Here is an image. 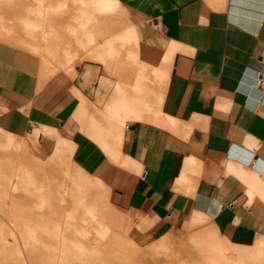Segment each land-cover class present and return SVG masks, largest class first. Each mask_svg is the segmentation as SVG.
Segmentation results:
<instances>
[{
	"label": "crops",
	"instance_id": "0c3cea01",
	"mask_svg": "<svg viewBox=\"0 0 264 264\" xmlns=\"http://www.w3.org/2000/svg\"><path fill=\"white\" fill-rule=\"evenodd\" d=\"M151 1L162 35L180 48L161 105L170 124L154 110L122 124L112 160L110 137L92 124L112 95L101 105L90 80L42 78L50 66L40 54L0 42V130L65 135L73 161L135 216L128 236L141 247L195 212L229 244L254 245L264 240V0Z\"/></svg>",
	"mask_w": 264,
	"mask_h": 264
},
{
	"label": "rangeland",
	"instance_id": "374dc122",
	"mask_svg": "<svg viewBox=\"0 0 264 264\" xmlns=\"http://www.w3.org/2000/svg\"><path fill=\"white\" fill-rule=\"evenodd\" d=\"M25 1L22 2L27 6L34 4L37 0ZM110 1L112 9L108 7L99 9L94 0H72L70 4L60 1V8L64 10L52 19L60 38L69 39L78 35L83 36L89 42L87 48L77 45L84 54L91 52L90 49L93 46L89 47V44L95 41L98 44L101 42L99 48L103 50L96 51L92 59L75 57L77 50L71 48L68 53L58 48L55 54L57 58L50 57L47 51H43L46 47H41L38 39L33 35L26 34L27 39H23V31L27 28L25 19L30 21L36 19L34 11L26 8L13 18H9L6 14L3 15L0 42L12 44L25 52L31 50L39 57L41 55L45 65L50 66V68L41 66L40 76L42 78L64 72L72 78L81 76L85 82L90 80V85L97 91L96 96L101 97V100H98L101 105L109 102L112 95V103L103 112L104 116L94 115L92 124L108 134L110 137L107 147L109 158L116 160L115 158L120 156L118 146L120 133L117 125L111 122L121 115L119 108L134 102L137 103L142 117L146 111L154 110L156 117L163 119L161 123L170 124V119L161 111V105L171 70L161 65L152 68L149 61L145 62L148 56L156 57L157 55V50L152 47L151 39H154V43L159 42V45L164 43L169 45L173 57L180 48L175 41L167 40L162 35L158 14L151 0ZM141 25L144 26L142 29ZM120 32L121 40H117L116 43L112 42V39L119 36ZM131 41L138 43L133 46L134 55L127 59L123 57L121 61L122 53L125 52L127 55L126 47ZM74 47L75 44L72 43V48ZM53 70L58 71L53 73ZM104 92L107 93L106 101H104ZM131 119L126 120L123 125L135 120ZM17 139L26 144L24 146L30 155L43 160V168L38 165L31 174L38 176L36 183L40 179L44 181L47 192L43 190L44 187L39 190H43L46 194L47 201L45 202L49 203L51 199L56 201L63 199V202L60 201L61 211L59 208L53 210L54 219L57 217L60 220L59 213H61V220L65 221V224L74 220L81 232L89 230L94 237L107 235L108 245L111 248L108 254L110 264H115L118 259L125 260L126 256L133 258L136 254L142 262L157 259L170 260L171 256L175 258L180 255L182 260H177L176 257L174 261L176 264H192L194 261L202 263L203 254L210 257L207 264H228L229 262L241 264L243 260L252 262L264 256V240H258L251 246L229 244L223 239L213 222L197 212L188 218L186 227H180L173 233L164 235L155 243L150 244L149 246L152 247L147 251L148 253H145L143 250L149 246L141 247L128 236L129 229L135 226V216L113 204L110 190L104 188L99 181V173L90 175L73 161L65 135L53 129L40 128ZM0 141L4 144L2 137ZM35 145L40 149L39 153L36 152ZM49 162L56 165L57 169L49 172ZM36 171L38 173H35ZM16 174L18 180L23 178L22 180H25L23 183H29L31 174L21 173L18 170L15 171ZM3 176L5 177L2 178ZM11 176L12 172H0V264H26L28 246L41 248L47 245L39 234L43 228L37 217L39 211L47 206H39V193H36L35 188L31 194L29 192V195L28 192L21 195L16 194L10 182ZM17 183L16 178L15 186ZM76 183H79V188L82 190H79V193H76ZM68 190L73 191L75 195L68 193ZM87 222L89 226L86 227L84 223ZM207 239L213 241L210 242V246L206 244ZM5 241L8 245L13 244L12 248H8ZM127 241L137 247V253L131 246H128ZM175 246L176 250L173 251L172 247ZM196 253L198 255H195ZM237 253L239 258L242 257L241 259L234 261L227 257V254ZM5 257L8 258V262H4Z\"/></svg>",
	"mask_w": 264,
	"mask_h": 264
},
{
	"label": "bare ground",
	"instance_id": "6f19581e",
	"mask_svg": "<svg viewBox=\"0 0 264 264\" xmlns=\"http://www.w3.org/2000/svg\"><path fill=\"white\" fill-rule=\"evenodd\" d=\"M26 2L25 0H22ZM21 0L19 1H12V0H0V27L2 24V17L4 14L9 16V18H13L15 15H19L25 8L27 10H33V14L36 17V19L30 21L28 19H25V31L23 39H27L25 36L26 34H31L35 38L38 39V43L41 45V47H46L47 55L48 56H55L56 51L59 50L58 48L62 49L63 51L66 50L67 53L69 52L70 48L74 49L76 52L75 57H79L82 59H92L94 58V53L96 51L103 50L99 48L100 43L98 44L96 41H92L94 43L89 44L90 46H93L90 51L87 54L82 53V51L79 50V46L86 47L88 46V41L85 40V38L82 36L74 35L70 37L69 39H62L57 35L59 32L55 28V25L53 23L58 14L62 13L64 9L60 8V1H65L68 4H70V0H37L34 4L25 5L24 2ZM96 3V6L99 9L103 8H113L110 0H94ZM68 7V6H66ZM65 7V9H66ZM74 11V9L72 10ZM144 26L141 25V29ZM138 29V28H137ZM62 32V31H61ZM55 34V35H54ZM57 35V36H56ZM153 35V34H152ZM121 32L119 36H115L112 40V42H117V40H121ZM97 40V39H96ZM152 47L154 50H157L156 57L154 56H148L147 60L145 62L149 61L152 64V68L154 66H164L167 68V70L170 69V64L172 66L173 56H171V47L167 44L159 45L160 43H154V39H151ZM150 40V41H151ZM111 42V40H110ZM72 43L75 44V47L72 48ZM57 44H61L58 46ZM138 44L137 42L131 41L128 46L126 47L127 55L125 52L122 53L121 61L124 59H127L128 57H132L134 55L133 46ZM87 48V47H86ZM73 50V51H74ZM57 58V56H55ZM172 58V59H171ZM120 61V58H119ZM114 62V61H113ZM133 69H131L132 71ZM130 75H133L132 73H129ZM128 74V75H129ZM169 78L167 79V81ZM135 101V100H134ZM121 115L118 116L115 121L112 120L111 123H115L113 125H117V130L120 133V137L123 134V129H121L122 124L131 118L133 119H142V113H140V110L137 106V103L131 102L128 105L124 106L123 108H119ZM130 121V120H129ZM122 123V124H121ZM127 125V124H126ZM7 132V131H6ZM4 131H1L0 138H3V143L0 141V149L2 150L0 152V172L6 173V172H12V176L10 178V182L12 187L15 189L16 194H24V192H28L29 195L32 193L33 189L35 188L37 191L36 193H39L40 205L39 206H47V208H42L43 210L39 211V214H37V217L40 219L39 224L43 228L42 231L39 232L41 237H43L44 242L47 244L44 245L41 248H33L32 246H28L26 248L27 250V257L25 258L26 264H110L109 263V251L110 247L108 245V239L106 238L107 235H98L97 237L93 236V233L89 230H86V232H81L78 228L79 225L76 224V222L73 220L67 224H65V221L61 220V213L60 220L57 219V217L54 219L55 214L53 213L56 208L62 209L59 199L49 200L50 202L47 203L46 200V194L43 190L46 191L44 181L40 179L36 183V178L38 176L31 174L35 171V167L40 165L43 168V160H38L36 157L30 155L26 151V148L24 145H26L24 142L19 141L17 139V136L11 135L10 133H6ZM111 133V132H110ZM8 137V138H7ZM19 137V136H18ZM24 143V144H23ZM36 152L39 153L40 149L35 145ZM35 152V153H36ZM50 168L48 171L52 172L53 170L57 169L56 165H54L52 162H49ZM48 165V164H47ZM45 166V165H44ZM18 170L21 173L31 174L29 179V183H23L21 178L18 180L17 174L15 175V171ZM241 170H243L241 168ZM14 171V172H13ZM41 172V171H40ZM43 172V171H42ZM35 173H38L37 171ZM11 175V173H9ZM240 174H244V172H240ZM9 175V177H10ZM20 174H18L19 176ZM3 176L2 178H4ZM8 177V178H9ZM17 178V185L15 186V180ZM42 178V176L40 177ZM253 181V180H252ZM252 181L250 183H252ZM254 182V181H253ZM256 182V181H255ZM254 182V183H255ZM254 183L252 185H254ZM73 185V184H72ZM259 185V184H255ZM254 185V186H255ZM43 190H39L42 189ZM252 190H255L253 186H250ZM257 187V186H256ZM68 189H71L67 187ZM250 189V190H251ZM73 190V189H72ZM79 183H76V193H79ZM258 188L255 190L257 191ZM82 191V190H81ZM70 194L75 195L73 191L68 190L67 191ZM258 192V191H257ZM256 192V193H257ZM261 192V190H260ZM253 193H255L253 191ZM258 194V193H257ZM256 194V195H257ZM259 195L262 196L261 193ZM31 199V196H29ZM264 198V195L263 197ZM63 202V201H62ZM58 205V207H56ZM55 208V209H54ZM32 210V209H31ZM58 211V210H57ZM32 212L30 213V215ZM85 226H89L88 222L84 223ZM29 228L32 231L31 226ZM22 235V234H21ZM42 239V238H41ZM125 242V241H124ZM207 246H210L213 241H210L209 239L206 240ZM128 246H131V248L134 249V251L137 253V247H134V245L129 241H127ZM175 244V243H174ZM5 245L8 248H12L13 244L7 243L5 241ZM176 245V244H175ZM152 247V246H151ZM150 246L145 248L143 252L148 253L147 251L150 250ZM175 247H172V250L175 251ZM125 249V248H124ZM195 255H198L196 253ZM260 256V255H259ZM177 257V260H182V257L180 255H177L170 258V260H164V259H157L153 261H141L140 258L136 255H134L133 258H130L128 256L125 257V260L118 259L117 262L115 261V264H176L174 261ZM203 262L202 263H194L192 264H207L208 256H205V254L202 255ZM227 257L236 261L239 258V254H227ZM8 258H4V262H8ZM178 264V263H177ZM232 264V263H228ZM234 264V263H233ZM241 264H264V256L260 258H256L254 261L246 262L243 260V263Z\"/></svg>",
	"mask_w": 264,
	"mask_h": 264
}]
</instances>
